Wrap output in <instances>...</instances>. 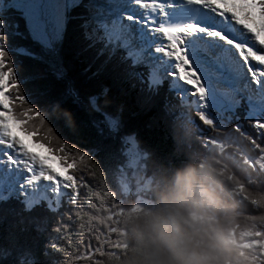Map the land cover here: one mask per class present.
Here are the masks:
<instances>
[{"label": "snow or ice", "instance_id": "1", "mask_svg": "<svg viewBox=\"0 0 264 264\" xmlns=\"http://www.w3.org/2000/svg\"><path fill=\"white\" fill-rule=\"evenodd\" d=\"M70 19L81 21L85 39L99 44L101 52L114 55L119 50L123 70L149 92L158 89L165 76L172 77L170 90L196 98L193 104L203 125L216 121L223 127L221 117L243 106L246 118L264 129V68L250 64L264 65V0H0V223L6 215L17 220L7 241L0 240V264H61L41 259L47 250L38 253L22 238L25 222L42 204L51 211L63 200L76 205L77 182L67 170L77 159H99L104 150L95 144L77 149L69 159L63 140L54 149L34 138L32 142L50 154L39 155L14 134L13 126L30 137L43 129V139L51 141L54 129H72L80 109L87 108L99 114L91 122L95 132L105 139L119 136L126 145L118 170L130 183L150 158H165L140 149L133 137L120 136L119 121L107 109L102 111L98 95L81 97L71 88L60 92L55 82L46 83L37 95L29 86L30 76L18 77L15 57L26 56L47 59L57 79H63L57 61ZM18 37L34 47L17 44ZM47 97H67L70 102L53 107ZM233 128L240 130L238 125ZM52 159L62 171L53 167ZM105 228L120 236L117 227ZM50 247L60 251L55 243ZM112 247L120 249L122 244L117 241Z\"/></svg>", "mask_w": 264, "mask_h": 264}, {"label": "trees", "instance_id": "2", "mask_svg": "<svg viewBox=\"0 0 264 264\" xmlns=\"http://www.w3.org/2000/svg\"><path fill=\"white\" fill-rule=\"evenodd\" d=\"M80 24L78 19H70L66 27L57 61L63 72L62 80L57 79L56 70L47 59L33 60L26 56L15 57L18 77L30 76L29 86L37 95L42 94L45 84L51 82H55L60 92L71 88L81 97L98 95L102 111L107 109L119 121V135L133 137L140 149L165 157L162 160L166 165L212 163L219 173L217 191L223 202L238 213L244 244L254 248L252 264H262L264 170L257 161L264 163V131L246 118L243 106L221 117L223 127H218L216 121L213 125H203L189 97L183 98L170 90L164 80L158 89L149 92L146 85L142 86L135 76H128L123 70L119 50L114 55L101 52L99 44L93 45L85 39ZM16 43L34 47L24 37H18ZM10 58L14 57L10 55ZM46 99L53 107L64 101L70 102L67 97ZM98 115L81 108L74 127L54 129L51 141L43 139V129L32 138L22 133L31 142L34 138L40 139L45 144L51 143L54 149L60 148L57 141L63 140L70 149L69 159L75 156L77 149L83 151L95 144L104 146L99 159L94 157L91 162L77 159L76 166L67 170L66 174L73 175L77 182L76 205L63 200L56 211H51L42 204L34 211L31 221L25 222L22 238L38 253L47 250L48 255L41 256L43 260L54 259L61 264H113L119 254L120 249L113 248L112 244L121 242V238L105 225L117 227L119 231L121 215L117 213H122L130 202L135 201V196L124 194L118 183L119 165L124 160L121 148L126 145L119 136L115 140L105 139L95 132L91 122ZM181 116L192 121L194 132L190 139L181 140V151L177 153L172 125ZM233 125H238L240 130ZM214 140L223 147L217 146ZM34 145L50 155L44 148ZM142 171L143 175L145 171L149 173L144 176L148 180L151 176L148 162ZM109 191L113 193L111 197L105 195ZM109 215L113 220L107 219ZM16 225V218L6 215L0 223V240L6 242ZM52 243L57 244L60 251L51 248Z\"/></svg>", "mask_w": 264, "mask_h": 264}, {"label": "clouds", "instance_id": "3", "mask_svg": "<svg viewBox=\"0 0 264 264\" xmlns=\"http://www.w3.org/2000/svg\"><path fill=\"white\" fill-rule=\"evenodd\" d=\"M172 127L179 153L194 128L182 116ZM148 167L146 197L130 202L120 216L122 247L113 264H252L254 248L244 244L238 213L217 191L212 163L173 166L150 159Z\"/></svg>", "mask_w": 264, "mask_h": 264}, {"label": "rangeland", "instance_id": "4", "mask_svg": "<svg viewBox=\"0 0 264 264\" xmlns=\"http://www.w3.org/2000/svg\"><path fill=\"white\" fill-rule=\"evenodd\" d=\"M262 50L263 49H261V51ZM255 66L257 67V65H255ZM171 79H172V77H167V76H165V78H164V80L167 81V82H169V80H171ZM249 79H250V77H249ZM186 87H190V86H186ZM189 97L192 98V100H195L196 99V98H193L191 96H189ZM194 108H196L195 105H194ZM261 122H264V120H262ZM16 127L17 126H14V128H16ZM262 131H264V129H262ZM16 133H17V136H19L22 139V136L18 133V131ZM29 141L30 140L28 139V141H26V142L29 143ZM213 142L217 146H219L220 148L223 147L222 144L219 141L214 140ZM33 152H36L39 155H41V152H42L44 155H46L45 154V151L44 150H40L38 147L37 148L34 147V151ZM52 164H53V166L59 165L56 162L55 159L52 160ZM257 164H258V166L260 167L261 170H264V163H263L262 160H258L257 161ZM142 170H143V165H141V167H140V169H139L138 172L134 173L135 179L131 183L129 181L128 176L123 171H120L119 172V175H118V183H119V185H120L123 193L124 194L132 193L135 196V201L144 198L143 195H144V192L145 191L143 189H144V185L148 181V180H146L144 178V175H143V171ZM253 246H254V244H253ZM261 250H262V248H260V252H261Z\"/></svg>", "mask_w": 264, "mask_h": 264}, {"label": "bare ground", "instance_id": "5", "mask_svg": "<svg viewBox=\"0 0 264 264\" xmlns=\"http://www.w3.org/2000/svg\"><path fill=\"white\" fill-rule=\"evenodd\" d=\"M257 47H258V45H257ZM262 54V53H261ZM250 64H251V60H250ZM258 68H264V65H259V67ZM32 138V137H31ZM29 146V145H28ZM32 149H33V147H32Z\"/></svg>", "mask_w": 264, "mask_h": 264}]
</instances>
